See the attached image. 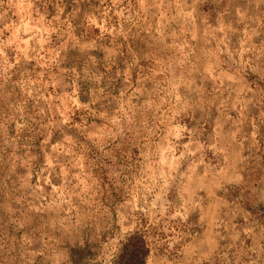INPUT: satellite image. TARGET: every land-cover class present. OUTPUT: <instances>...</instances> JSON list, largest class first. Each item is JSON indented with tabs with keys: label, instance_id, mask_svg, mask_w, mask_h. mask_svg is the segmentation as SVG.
Listing matches in <instances>:
<instances>
[{
	"label": "rangeland",
	"instance_id": "1",
	"mask_svg": "<svg viewBox=\"0 0 264 264\" xmlns=\"http://www.w3.org/2000/svg\"><path fill=\"white\" fill-rule=\"evenodd\" d=\"M136 237L264 264V0H0V257L131 264Z\"/></svg>",
	"mask_w": 264,
	"mask_h": 264
},
{
	"label": "trees",
	"instance_id": "2",
	"mask_svg": "<svg viewBox=\"0 0 264 264\" xmlns=\"http://www.w3.org/2000/svg\"><path fill=\"white\" fill-rule=\"evenodd\" d=\"M134 240H135V245H137V246L134 245V250H133L132 254L134 255L133 258L136 257L138 259H137V261L133 260L134 262H131V264H134V263L135 264L136 263L137 264H144L143 241H142L141 237H136V238H134ZM126 249H127V247L123 248V252L125 253V255H126ZM0 260H2V264H7V263L10 264L14 261V260H11V262H8L7 258L4 259L1 257H0Z\"/></svg>",
	"mask_w": 264,
	"mask_h": 264
}]
</instances>
